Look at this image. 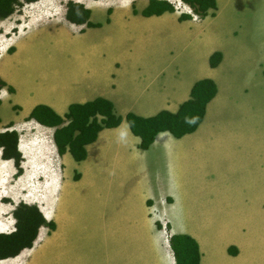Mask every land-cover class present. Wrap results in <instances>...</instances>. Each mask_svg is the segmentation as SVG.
I'll return each mask as SVG.
<instances>
[{
    "label": "crops",
    "instance_id": "obj_1",
    "mask_svg": "<svg viewBox=\"0 0 264 264\" xmlns=\"http://www.w3.org/2000/svg\"><path fill=\"white\" fill-rule=\"evenodd\" d=\"M74 1L89 9L92 25L68 21L65 10L67 22L61 23L66 25L52 31L57 40L43 43L42 34L47 33L40 30L30 40L27 33L35 27L31 25L20 50L5 44L0 52L2 79L4 70L11 73L26 64L28 51L37 47L54 46L61 52L67 47L69 56L56 68L29 72H37L30 76L29 86L12 76L9 81L3 79L7 86L13 84L14 91L7 86L0 91V125L25 131L28 124L32 129L18 136L19 176H15L13 160L1 157L0 148V233L14 230L12 211L19 202L36 205L55 228L41 226L37 233H44L43 238L51 236L52 248L35 253L34 242L15 257L1 259L0 264H175L168 238L179 233L198 243L199 264H264V161L260 154L233 155L242 148H230L237 145L236 140L222 137L230 127L209 120L212 110L214 116H221L250 109L243 96L248 83L234 86L233 104L220 77L222 52L217 66L208 62L192 76H177L185 71L178 57L187 52L196 56V48L208 38L217 9L202 19L181 20L175 10L142 15L149 0ZM214 49L206 54L208 58ZM20 51H26L27 57L19 55ZM204 78L215 81L217 93L207 103L197 129L181 137L161 131L146 150L139 148L140 137L123 118L118 126L99 130L85 147L86 158L76 161L69 151L58 153L53 141L56 127L28 117L34 106L44 104L65 125L70 104L97 97L110 100L115 114L122 117L128 112L142 117L161 110L176 112L190 97L193 84ZM22 93L23 100L16 103L14 99ZM14 106L18 108L13 110ZM2 110H11L14 116L2 121ZM202 125L207 129L204 134ZM38 127L50 128V136L41 138L47 132L37 134L33 128ZM231 132L235 135L237 131ZM175 196L181 200L176 209L172 207ZM156 198L165 200L159 210L169 224L167 236L148 213L147 206ZM185 215L198 232L210 229L215 233L204 232L203 237L202 233H173L169 219L182 224ZM77 222L82 235L75 238L71 231Z\"/></svg>",
    "mask_w": 264,
    "mask_h": 264
},
{
    "label": "rangeland",
    "instance_id": "obj_2",
    "mask_svg": "<svg viewBox=\"0 0 264 264\" xmlns=\"http://www.w3.org/2000/svg\"><path fill=\"white\" fill-rule=\"evenodd\" d=\"M68 1L69 0H36L34 2H28L26 0H19L18 4L15 6L14 12L5 19H0V45L3 42L0 46V52L5 44L16 45L18 50H20V42L23 36L26 35L27 29L32 28V26L35 27L27 33V37L30 40L36 36L37 30L42 32L46 31L47 33V35L45 33L42 34L41 41L43 43L57 40L52 36V31L60 24L66 25L64 24L67 22L64 20V12ZM167 1L172 2V0ZM216 2V17L213 19V23L209 29L208 38L202 45L196 48V56H194L193 52H187L185 56L178 57L179 60L182 61L180 69H185V71L184 73H177L179 69H176L174 73H177L179 77L192 76L197 68L204 63L208 64L209 58L206 54L210 49L215 48L214 52L221 51L223 53V61L220 66V77L227 86V96H229L234 104V86L247 82L249 89L244 92L243 96L248 101L250 109L232 110L221 116H214V114H212L214 110L211 109L209 120L211 123L230 127L226 130L227 134L222 137L228 139V141L236 140L235 143H237V145H233L230 148H242V150L238 152H233V155L239 153L243 156L250 157L255 154H260L264 161V0H216ZM41 4L49 6V9H43ZM173 5L175 6V11L179 14L189 9L187 4L182 1H173ZM116 16L117 14L115 13L114 17L116 18ZM198 19L199 18L196 20ZM66 48L67 47L61 52V50L56 51L54 46H41L33 51H28V57L25 55L26 51H20L19 55L27 57L29 59L28 62L21 67L15 68L11 73L8 72L9 70L7 72L4 70L1 76L6 81H9L12 76V79L16 80L18 83L29 86L32 84L30 76L37 72L30 75L28 73L37 71L38 69H53L58 67L61 61L69 58L66 53ZM2 89L3 88H1L0 91ZM220 94L221 90L219 96ZM23 98L24 93L18 98L16 97L14 101L16 103H21L20 101L23 100ZM16 108L18 107L14 106L13 110ZM210 108H212V106ZM12 116H14V114L11 110H2V121ZM21 120H23V118H21L20 121ZM26 125L27 126H24V128L28 129H25V131L17 128L15 129L13 127L14 125L7 127L0 125V130L6 127L4 130H15L18 136H24V132H28L29 134L31 132L30 129H32L28 124ZM33 129L34 132L40 135L43 134V131L47 132V134L41 136V138H46L47 135L50 136L52 132L50 128L45 129L38 127ZM235 129L237 132L235 135L234 133L231 135L232 132L230 133V131L233 130L235 132ZM200 132L202 134L206 133V127L202 125V130ZM48 140L50 141V145H52L51 138ZM217 156H219V154ZM164 198L165 197H163V199ZM77 204H80L78 200ZM178 204L181 205V200L178 196H175L172 207L176 209ZM153 205V202H151L147 206L148 213L150 217L153 216V219L160 223V227L157 226V223L155 224L157 228L164 232L163 235L167 236V233L169 234V224L165 219V215H160L161 212L159 208L162 206L161 200L156 198V205ZM183 205L185 206L184 203ZM81 220H83V218L79 221ZM78 222L75 225V231H71L75 238L77 235H82V231L78 228ZM169 222H171L172 232L174 233L190 232L194 236H199L202 233V237L204 236V232L215 233V231L210 229H203L201 232H198L196 230L197 226L193 225L190 216L187 215L184 216L182 224H178L171 218ZM65 229L70 230L68 224H65ZM39 234H41V243L40 245L39 242H36L37 244L35 243L33 249L35 253H40L43 250L53 247L51 236L43 238L44 233ZM161 264H163V262H161Z\"/></svg>",
    "mask_w": 264,
    "mask_h": 264
},
{
    "label": "trees",
    "instance_id": "obj_3",
    "mask_svg": "<svg viewBox=\"0 0 264 264\" xmlns=\"http://www.w3.org/2000/svg\"><path fill=\"white\" fill-rule=\"evenodd\" d=\"M34 2L36 0H26ZM19 0H0V19L11 15ZM189 7L191 13H182L180 19H189L194 15L201 19L214 14L217 9L216 0H182ZM175 6L167 0H149L148 5L141 11L144 16L160 15L165 11L173 12ZM136 12V10H134ZM89 9L82 3L69 0L66 5L65 18L77 24L92 25ZM11 51V47L8 49ZM222 59L221 51L213 52L209 57L211 67L217 66ZM7 83L0 77V89ZM8 90L13 92L11 86ZM217 93L214 80L204 78L196 81L190 91V97L182 102L176 112L161 110L149 117L138 116L132 112L124 117L116 115L113 103L103 97H97L84 103H72L68 107L65 117L68 123L62 125L63 118L52 108L44 104L33 107L29 118L39 124L56 127L53 141L59 154L69 151L74 160L86 158V145L93 142L99 130L118 126L123 118L128 123L130 131L140 137L139 148L146 150L153 143L155 136L161 131H169L175 137H181L197 129L202 122L207 103ZM62 125V126H61ZM60 126V127H58ZM0 148L3 159H12L16 166L15 176L22 173V154L18 149V134L15 130L0 131ZM79 175L75 174V178ZM15 228L10 233H0V260L15 257L21 250L32 247L36 240L38 229L48 226L54 229L55 224L48 222L36 205L19 202L13 209ZM160 227V223L157 222ZM175 264H199L200 250L196 240L188 234H172L168 238Z\"/></svg>",
    "mask_w": 264,
    "mask_h": 264
},
{
    "label": "built area",
    "instance_id": "obj_4",
    "mask_svg": "<svg viewBox=\"0 0 264 264\" xmlns=\"http://www.w3.org/2000/svg\"><path fill=\"white\" fill-rule=\"evenodd\" d=\"M188 8H189V7H188ZM185 11H186L187 13H191V14H193L190 8H189L188 10H185ZM192 18H193V19H197V17H196L195 15H194ZM159 200H161V205H162L161 207H163V205L165 204V203H163V201L165 202V200H163V201H162V199H159ZM153 204L156 205V200L153 201ZM154 205H153V206H154Z\"/></svg>",
    "mask_w": 264,
    "mask_h": 264
},
{
    "label": "bare ground",
    "instance_id": "obj_5",
    "mask_svg": "<svg viewBox=\"0 0 264 264\" xmlns=\"http://www.w3.org/2000/svg\"><path fill=\"white\" fill-rule=\"evenodd\" d=\"M190 8H191V7H190ZM184 13H186V12H184ZM21 31H22V30H21ZM173 233H174V232H173ZM38 235H39V238H38ZM38 235H37V238H36V240H35V243H36V242H39V241L41 240V239H40V235H41V234H38ZM36 244H37V243H36Z\"/></svg>",
    "mask_w": 264,
    "mask_h": 264
},
{
    "label": "clouds",
    "instance_id": "obj_6",
    "mask_svg": "<svg viewBox=\"0 0 264 264\" xmlns=\"http://www.w3.org/2000/svg\"><path fill=\"white\" fill-rule=\"evenodd\" d=\"M184 3V2H183ZM173 4V3H172ZM189 7V6H188ZM190 8V7H189ZM191 9V8H190ZM193 19V18H192Z\"/></svg>",
    "mask_w": 264,
    "mask_h": 264
}]
</instances>
